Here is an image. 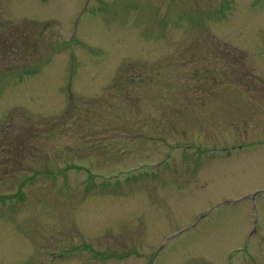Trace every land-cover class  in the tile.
Listing matches in <instances>:
<instances>
[{
	"label": "rangeland",
	"instance_id": "rangeland-1",
	"mask_svg": "<svg viewBox=\"0 0 264 264\" xmlns=\"http://www.w3.org/2000/svg\"><path fill=\"white\" fill-rule=\"evenodd\" d=\"M224 1L0 0V264H264V0Z\"/></svg>",
	"mask_w": 264,
	"mask_h": 264
},
{
	"label": "flooded vegetation",
	"instance_id": "flooded-vegetation-1",
	"mask_svg": "<svg viewBox=\"0 0 264 264\" xmlns=\"http://www.w3.org/2000/svg\"><path fill=\"white\" fill-rule=\"evenodd\" d=\"M229 0H225L224 2L227 3ZM231 1V0H230Z\"/></svg>",
	"mask_w": 264,
	"mask_h": 264
}]
</instances>
